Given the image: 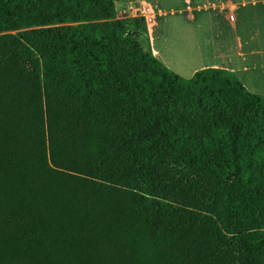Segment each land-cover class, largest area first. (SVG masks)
<instances>
[{
    "label": "trees",
    "instance_id": "16d2710c",
    "mask_svg": "<svg viewBox=\"0 0 264 264\" xmlns=\"http://www.w3.org/2000/svg\"><path fill=\"white\" fill-rule=\"evenodd\" d=\"M116 1L0 0V264H264V95Z\"/></svg>",
    "mask_w": 264,
    "mask_h": 264
},
{
    "label": "crops",
    "instance_id": "0c3cea01",
    "mask_svg": "<svg viewBox=\"0 0 264 264\" xmlns=\"http://www.w3.org/2000/svg\"><path fill=\"white\" fill-rule=\"evenodd\" d=\"M132 2L135 4L132 9L138 11L135 14L146 16L148 50L166 62L172 71L191 78L201 69H227L235 72L251 92L264 95V45H260L264 38V0H130ZM171 14L183 17L189 27L193 26L194 45L188 40L184 48L180 47V42L184 41L177 38L181 34V23L167 21L165 18ZM204 24L207 35L203 44L197 39L201 32L198 34L197 30ZM181 49L186 54L176 55ZM203 58L218 60L221 64L203 65L199 62ZM180 60L186 61L183 67Z\"/></svg>",
    "mask_w": 264,
    "mask_h": 264
},
{
    "label": "rangeland",
    "instance_id": "374dc122",
    "mask_svg": "<svg viewBox=\"0 0 264 264\" xmlns=\"http://www.w3.org/2000/svg\"><path fill=\"white\" fill-rule=\"evenodd\" d=\"M132 1H134V0H132ZM167 1V0H166ZM133 6H135V4L132 2V3H130V0H122V1H116V7H117V15H118V18L119 19H121V20H123V21H125V22H127L128 23V25H129V27H130V30L132 31V32H135L136 31V27H135V25H134V22L132 21V19L133 18H135V17H139V16H144L145 17V19H146V16L144 15V14H135L136 12H138V11H134L133 9H132V7ZM262 14H264V13H262ZM186 18H187V16H186ZM205 18V17H204ZM203 18V19H204ZM167 21H169V22H172V21H174L175 23H177V20H179L180 21V23H181V26H180V28H179V31H180V33L182 34V36H181V34H178V37L177 38H181L182 40H184L183 42L181 41L180 42V47L181 48H184L185 46H186V43H188V40H191L192 39V34H193V30H194V28H193V26H191V27H189V25H188V21H187V19H185L187 22H184V18L183 17H179V16H177V17H173V15L171 14V15H169V17H167V18H165ZM146 23H147V19H146ZM205 23V22H204ZM207 26L204 24L203 25V27L201 28V30L198 28V30H197V32H198V34H199V31H201L200 32V34H199V36L197 37V39L200 41V42H202L203 44L205 43V37H206V35H207V28H206ZM189 32H191V33H189ZM196 36H197V34H196ZM200 37V38H199ZM150 38V37H149ZM139 40H140V42H141V44H142V46L144 47V49L145 50H147V51H149L148 49H149V46H148V42H146V40H148V33L147 34H144L142 37H140L139 38ZM156 40H157V38H156ZM264 38L262 39V44H260V45H264ZM196 42V41H195ZM195 42L193 43V41L191 40V44H195ZM185 45V46H184ZM177 52V51H176ZM185 51L183 50V49H181V50H179V52H177L176 53V55H178V56H182V54H186V53H184ZM187 52H188V50H187ZM183 59V58H182ZM185 59V58H184ZM188 59V58H187ZM179 60V59H178ZM192 60V59H191ZM185 60H180V62H182L181 63V65H182V67H183V62H184ZM187 62H188V64H189V66H192V63H190L189 61V59L188 60H186ZM185 61V62H186ZM200 63H202L203 65H205V64H212V63H217V64H221L218 60H214V59H200V61H199ZM166 63V62H165ZM196 63V62H195ZM167 64V63H166ZM194 65V64H193ZM171 67H173V66H171ZM169 68H170V66H169ZM173 69V68H172ZM175 71V70H174ZM176 72V71H175Z\"/></svg>",
    "mask_w": 264,
    "mask_h": 264
}]
</instances>
